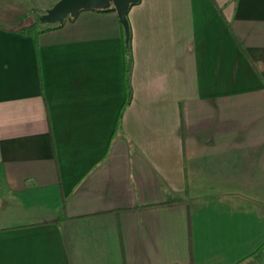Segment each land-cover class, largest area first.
<instances>
[{"label":"crops","instance_id":"crops-1","mask_svg":"<svg viewBox=\"0 0 264 264\" xmlns=\"http://www.w3.org/2000/svg\"><path fill=\"white\" fill-rule=\"evenodd\" d=\"M48 8L0 0V264H264V0H139L129 73Z\"/></svg>","mask_w":264,"mask_h":264},{"label":"water","instance_id":"water-1","mask_svg":"<svg viewBox=\"0 0 264 264\" xmlns=\"http://www.w3.org/2000/svg\"><path fill=\"white\" fill-rule=\"evenodd\" d=\"M138 2L139 0H59L39 16L38 22L48 26L62 25L68 19L75 18L81 11L105 10L112 6L120 20L127 41L129 28L126 15L129 8Z\"/></svg>","mask_w":264,"mask_h":264},{"label":"trees","instance_id":"trees-1","mask_svg":"<svg viewBox=\"0 0 264 264\" xmlns=\"http://www.w3.org/2000/svg\"><path fill=\"white\" fill-rule=\"evenodd\" d=\"M96 12H113L116 13L115 9L111 6L105 10H93ZM38 18L36 19V22L32 23V24H26L24 26H20L18 28V32L21 35L24 36H38L41 33H44L46 31L49 30H53V29H58L60 28L62 25H56V26H48L47 27H43L44 25L40 24L38 22ZM75 18L72 19H68L69 21H73ZM124 54H125V68H126V73H129L130 71V60H131V36H130V30H129V37L127 39V41L125 40V46H124ZM129 96H130V91L128 88L127 91V99L129 100Z\"/></svg>","mask_w":264,"mask_h":264},{"label":"rangeland","instance_id":"rangeland-1","mask_svg":"<svg viewBox=\"0 0 264 264\" xmlns=\"http://www.w3.org/2000/svg\"><path fill=\"white\" fill-rule=\"evenodd\" d=\"M59 0H37V6H38V8H42V7H45L46 5L48 6V7H52L55 3H57ZM49 9V8H48ZM24 25H26V24H23V25H21V26H24ZM18 27H20V26H18ZM43 27H47V25H44Z\"/></svg>","mask_w":264,"mask_h":264}]
</instances>
